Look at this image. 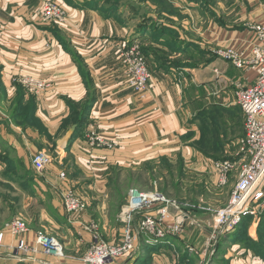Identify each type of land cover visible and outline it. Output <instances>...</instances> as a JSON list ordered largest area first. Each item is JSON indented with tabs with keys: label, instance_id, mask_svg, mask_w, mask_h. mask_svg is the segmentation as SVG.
<instances>
[{
	"label": "crops",
	"instance_id": "0c3cea01",
	"mask_svg": "<svg viewBox=\"0 0 264 264\" xmlns=\"http://www.w3.org/2000/svg\"><path fill=\"white\" fill-rule=\"evenodd\" d=\"M45 1L60 6L65 14L63 22L42 19L40 10ZM111 1L114 3L0 0V183H15L28 197L38 199L41 208L47 203L44 208L52 209L46 212L40 208L39 223L26 222L29 230L24 241L32 245L35 232L44 230L60 239L64 248L60 258L37 253L18 259L9 253L18 238L3 228L0 264H79L91 242V233L82 226L94 222L102 237L104 231L108 237L113 235L108 211L113 188L106 182L112 172L177 156L183 173L184 167L195 165L200 167L199 172L212 173L210 178L215 181L213 168L191 143L194 136L198 137L194 135V107L200 102L215 106L222 135L235 128L236 137L240 135L235 117L242 118L244 135V115L236 103L235 90L237 85L251 84L255 72L236 68L215 50L246 48L254 34L253 27L248 28L245 22L243 26L230 25L220 15L211 14L200 0H163L157 4L151 0H119L114 10L108 8ZM133 42L142 44L151 73L143 94L128 86L126 67L119 57L120 48ZM22 76L47 80L49 87L39 94L28 93L17 81ZM194 84L209 88L216 98L195 99ZM92 98L85 121L70 140L68 130L74 124L71 105L81 107ZM90 126L111 140L114 148L88 145ZM38 150L52 157L40 172L31 164ZM60 172L65 174V181L58 178ZM62 185L85 198L89 209L68 216L60 197ZM203 197L197 195L195 200ZM92 211L97 213V219ZM191 212L195 218L194 242L199 243L197 226L207 227L204 215L208 210L194 207ZM188 216L192 217L190 213ZM114 236L108 240L116 241ZM171 242L186 243L182 236ZM199 245L194 264L203 261L208 251L205 242ZM130 257L114 264H125ZM151 264L189 262H182L181 254L172 257L160 251L152 255Z\"/></svg>",
	"mask_w": 264,
	"mask_h": 264
},
{
	"label": "built area",
	"instance_id": "2783aa9c",
	"mask_svg": "<svg viewBox=\"0 0 264 264\" xmlns=\"http://www.w3.org/2000/svg\"><path fill=\"white\" fill-rule=\"evenodd\" d=\"M40 16L45 21L65 20L63 10L54 1L43 3ZM253 30L254 34L246 48L236 49L232 46L215 50L218 56L230 61L236 68L255 72V80L251 84L237 85L235 90L236 103L244 115V135L237 150L242 164L227 204L213 212L212 232L218 234L232 231L242 216H255L256 207L264 208V30L255 25ZM119 57L126 67L128 86L134 92L143 94L148 89L151 73L138 43L121 47ZM17 81L31 94H39L49 87V81L31 76H22ZM86 140L91 147L112 149L115 146L93 126L89 127ZM237 161L220 159L212 162L218 185L223 186L228 182ZM51 162L52 157L44 150H38L31 158V164L38 172ZM58 178L60 181L66 180L63 172L59 173ZM60 197L68 216L84 212L89 207L87 200L76 194L70 186L60 187ZM182 207V203L159 190L130 189L127 201L120 210L123 223L120 239L111 241L102 237L94 222L82 226L83 230L91 233V242L80 258V264H114L126 256H133L142 244H156L177 238L188 218L194 223ZM6 230L18 238L9 252L18 259L37 253L53 258L63 256L62 243L43 230L36 231L33 244L28 245L24 238L29 228L19 217L6 224ZM3 245L4 231L0 230V247Z\"/></svg>",
	"mask_w": 264,
	"mask_h": 264
},
{
	"label": "rangeland",
	"instance_id": "374dc122",
	"mask_svg": "<svg viewBox=\"0 0 264 264\" xmlns=\"http://www.w3.org/2000/svg\"><path fill=\"white\" fill-rule=\"evenodd\" d=\"M206 7L210 10V13L213 15H220L225 22L234 25L243 26L246 24L248 28L255 26H260L264 30V0H200ZM200 5H202L200 3ZM205 9V6H203ZM208 12V11H207ZM209 13V12H208ZM209 13V14H210ZM223 15V16H222ZM243 18V19H242ZM215 19V17L213 18ZM242 19V20H240ZM216 20V19H215ZM235 20V21H234ZM195 21V20H194ZM220 21H222L220 19ZM229 21V22H228ZM223 22V21H222ZM232 22V23H231ZM196 39V38H195ZM198 39V38H197ZM200 39V38H199ZM141 42V41H140ZM138 42L140 49L142 50V42ZM200 42V41H199ZM219 49V48H218ZM217 50V49H216ZM194 51L198 53L197 49L194 48ZM200 55V53L198 54ZM196 57L194 56V61H196ZM196 88V89H195ZM211 90L209 88H203L202 86H196L194 84V98L197 97H209L213 100V97L216 98V95H210ZM221 94V92H220ZM238 105V104H237ZM219 106V105H218ZM213 107H215L212 103H199L194 107V135L198 134V137L194 136V148L198 151H201L204 154V159L207 161L208 166L212 167V162L214 160L220 159H230V160H238L235 166L234 172L230 175L228 182L221 186L218 185L217 179L213 181L210 178L212 173H207L206 171H200L199 166L193 167H184V177L182 179L178 178L176 175L179 174V164L178 157H167L164 158L166 161V165L163 168L159 166H155L157 171L153 172L152 169H149L153 165H157L158 161H147L140 165L136 166H128L125 169H121L119 171L120 177H117L119 180L120 188L114 189L110 191L109 203L110 206L108 208L109 216H110V225L113 227L111 233L117 237L118 241L122 232V220L120 217L121 207L126 203L128 192L130 189H136L140 191H151V190H159L163 192L167 197H170L173 200H176L179 203L184 204L182 209L186 211L187 215L189 213L192 215L193 221L195 220L194 207L196 208H205L208 210L207 214L204 215L205 223L207 224L206 228L198 227L197 230L199 235V243L194 242V223H191V219H187L184 224V229L177 238L181 236L184 238L186 243L177 245V243L171 242L170 239L167 242V247H160L158 251L152 253V255L157 252L163 251L167 252L168 256L180 255L182 254V250H186L187 255L194 260H198L194 257V252L196 249L201 248L199 244L205 242L204 247L208 248L207 253L203 256V261H198V264H208L207 261L213 254L216 246L217 239L219 234L212 232V222L210 218L213 217V212L220 207H223L227 204L231 189L236 181L238 170L242 164L239 161V157L237 156L238 145L241 137L243 136L242 128V118L237 117L236 120L239 121L240 126V135L236 137V128L234 130H229L225 134H221V128L217 126V124H213L211 119L214 118ZM215 113V111H213ZM216 114V113H215ZM235 115L238 113L235 111ZM206 118H208L206 120ZM233 114L230 115L231 121H233ZM218 120V119H217ZM236 121V122H237ZM244 125V123H243ZM226 139V140H225ZM223 141H226L223 144ZM223 144V145H222ZM201 148V150H200ZM196 155H194V158ZM203 160V159H202ZM204 161V160H203ZM147 164L148 171L141 170V168ZM159 168V169H158ZM210 169V168H209ZM2 170V169H1ZM0 170V178H2V172ZM109 177L116 178V174L112 172ZM109 177L106 178V182L110 181ZM180 180H178V179ZM114 181V180H112ZM202 185L200 186V183ZM213 182H215L213 184ZM25 185L29 186V183H25ZM200 186V187H199ZM206 189V191H204ZM120 194L124 196V200L121 206L117 208L118 200L120 198ZM204 196L201 200L196 201V196ZM106 199V203L108 201ZM93 201V200H92ZM198 203V204H197ZM213 205H209V204ZM47 204V203H46ZM45 204V208L47 205ZM206 206V207H205ZM42 205L39 203L38 199H31L27 196V192L23 191L17 184H7L0 183V230L6 228V224L11 222L13 219L19 217L25 222H29V224L39 223L40 217V208ZM41 208V210L52 211V209ZM257 208V214L252 217L251 223L248 227V234L253 239L258 238V228L259 222L261 221V214L263 208ZM46 211V212H47ZM206 212V211H204ZM95 218H98L97 213H95ZM203 219V218H202ZM207 221V222H206ZM115 228V229H114ZM57 229H54V231ZM185 230V231H184ZM44 231V230H43ZM50 231V230H49ZM52 230V233L58 236ZM60 232V230H58ZM52 235V234H49ZM113 235L107 236V234L103 233V236L106 239H111ZM53 236V235H52ZM59 237V236H58ZM188 238V239H186ZM60 240V239H59ZM61 241V240H60ZM158 244V243H157ZM190 248V250H189ZM240 249H243V253L240 252ZM202 251V250H201ZM82 252V251H81ZM174 252H178L174 254ZM198 252V251H197ZM202 253V252H201ZM245 254V256H244ZM1 255V254H0ZM202 256V255H201ZM213 256V255H212ZM214 257V256H213ZM219 262L227 263V264H250L249 262H258L261 264V261L264 259L256 256L254 252L250 249H245L244 246L240 243L227 244L223 248V252L220 256H217ZM243 260V261H241ZM202 262V263H201ZM80 264V260H79ZM113 264V263H112Z\"/></svg>",
	"mask_w": 264,
	"mask_h": 264
},
{
	"label": "trees",
	"instance_id": "16d2710c",
	"mask_svg": "<svg viewBox=\"0 0 264 264\" xmlns=\"http://www.w3.org/2000/svg\"><path fill=\"white\" fill-rule=\"evenodd\" d=\"M154 3H159L163 2V0H151ZM195 1H199V0H195ZM119 2V0H114V3L117 4ZM113 3V1L110 2V5L108 6V8H113L114 6H116ZM115 8H113L114 10ZM144 50V48L142 47V51ZM20 88L23 89L22 86H20ZM93 103V98L89 99L88 101H85L82 106L79 107L77 105L72 104L71 105V109H72V123H74L76 125V128L74 130V132L72 133V135L70 136V140L76 135V133L78 132V130L81 128L83 122L85 121L86 118V113L89 110V108L91 107ZM212 114H214V118L211 119V122L213 124H217L219 122V119L216 117V114L214 112H212ZM208 118H206L207 120ZM218 119V120H217ZM192 145H194V142H191ZM158 164L157 165H153L151 166L149 169H152L153 172L157 171L155 169V166H159V167H164L167 166L166 165V161L165 159L161 158L160 160H157ZM159 169V168H158ZM141 170H146L148 171V167L147 164L144 165ZM179 174H177L176 176L180 179H182L184 177V173H183V168L182 166L179 164ZM117 177H120L119 173H116V178L113 179V177H110V181L108 186H111L114 189L120 188V184H119V180ZM177 178V179H178ZM178 179V180H180ZM114 180V181H112ZM124 200V196L120 194V198L118 200V206H121V204L123 203L122 201ZM95 204V201L92 202V206ZM93 209V207H91ZM89 209V207H88ZM262 214H261V221L259 222V228H258V238L257 239H253L252 237L249 236L248 234V227L251 223L252 220V215L247 214L245 216L241 217L240 222L235 226V228L232 231L229 232H225V233H221L218 236L217 239V246L213 252V256L211 255V257L209 258V263L208 264H227L226 262H219V259H217V256H220L223 252V248L224 246H226L228 243L229 244H234V243H240L242 244V246H244V248L250 249L252 250V252H254V254L256 256H259L260 258L264 259V208L262 209ZM91 213L92 216L95 218V213L92 211ZM173 239V241H176V238H171ZM167 247V242L163 241L160 243H156V244H142L140 246V249L138 250V252H136L132 257H130L125 264H151L152 261V253L155 251H158L160 247ZM182 254H181V258H182V262L188 260L189 264H194V258H190L187 255V251L186 250H182Z\"/></svg>",
	"mask_w": 264,
	"mask_h": 264
},
{
	"label": "water",
	"instance_id": "95a60500",
	"mask_svg": "<svg viewBox=\"0 0 264 264\" xmlns=\"http://www.w3.org/2000/svg\"><path fill=\"white\" fill-rule=\"evenodd\" d=\"M75 128H76V125H75V124H73V125L70 127V129L68 130V136H69V137L72 135V133L74 132Z\"/></svg>",
	"mask_w": 264,
	"mask_h": 264
}]
</instances>
